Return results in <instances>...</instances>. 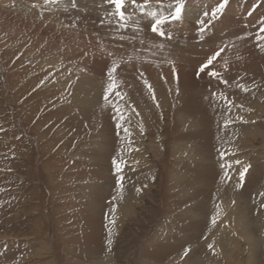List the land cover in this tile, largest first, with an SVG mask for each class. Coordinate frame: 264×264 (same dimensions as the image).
<instances>
[{
  "label": "rangeland",
  "instance_id": "1",
  "mask_svg": "<svg viewBox=\"0 0 264 264\" xmlns=\"http://www.w3.org/2000/svg\"><path fill=\"white\" fill-rule=\"evenodd\" d=\"M21 1L0 0V264H264V0H184L163 37L149 13L176 0Z\"/></svg>",
  "mask_w": 264,
  "mask_h": 264
},
{
  "label": "snow or ice",
  "instance_id": "2",
  "mask_svg": "<svg viewBox=\"0 0 264 264\" xmlns=\"http://www.w3.org/2000/svg\"><path fill=\"white\" fill-rule=\"evenodd\" d=\"M108 2L110 4H112V5H114L115 12L120 17V19L121 20H125L126 17H125V13H124V8H125L126 0H108ZM132 3L136 4V0H132ZM147 3H148V0H144V5H138V6L141 9H143V7ZM226 4H227V0H221V2L218 4V6L212 9L211 16L213 18H215L218 14H220L223 11V9H224ZM169 7L171 8L172 6L169 5ZM183 9H184V0H176V4H175L174 10L169 12V14H167V15L161 14V15L157 16V13L155 11L150 12L149 15H151L154 18V23L151 26V30L154 33H157L158 35H160L162 37L165 36L166 34L163 31V27L162 26L164 24L170 22V21L179 20L181 18V16H182ZM204 15L207 16L209 14L206 12V13H204ZM200 24L203 25L204 21L201 20ZM201 31H203V27L201 28ZM262 31H264V29H262ZM222 51H223V49H221L220 51H217L212 56H210L207 59L206 63L201 65V67L199 69L200 73H204L206 71V69H209V67L211 65H213V62L217 59V57L220 55V53ZM118 67H119V65H115V64L111 67V69L108 72V75H109L110 79L113 78V74L117 71ZM208 74L211 75V76H218L219 75L215 71H209ZM224 82L226 83L227 81H224ZM116 87H117V85H116V83H115V81L113 79V82L109 85V88H108V90L106 92L105 99H107L108 93L112 92ZM246 171H247V168H245L244 171L241 172V174H240L241 175V179H243L244 174H245ZM215 222H216L215 219H213L212 223L215 224ZM109 243H111V241H109ZM209 248H212L211 244L209 245ZM187 251H189V250H186L185 255L187 254Z\"/></svg>",
  "mask_w": 264,
  "mask_h": 264
},
{
  "label": "bare ground",
  "instance_id": "3",
  "mask_svg": "<svg viewBox=\"0 0 264 264\" xmlns=\"http://www.w3.org/2000/svg\"><path fill=\"white\" fill-rule=\"evenodd\" d=\"M198 1V0H197ZM69 2V1H68ZM95 2V1H94ZM14 4L16 7H18V8H20L21 7V5L22 6H25L26 7V5H24V3H23V1H21V0H11V4ZM11 6V5H10ZM13 6V5H12ZM29 6V5H28ZM96 6V5H95ZM9 7V6H8ZM85 8H86V6H85ZM14 9H15V7H14ZM13 9V10H14ZM22 10H23V8H21ZM89 10V9H88ZM19 11V10H18ZM18 11H16V12H18ZM23 12H24V10H23ZM24 13H26V12H24ZM23 13V14H24ZM22 13L20 12V15H21ZM22 14V15H23ZM30 14V13H29ZM133 14V13H132ZM19 16V15H18ZM26 16V15H25ZM23 17H24V15H23ZM19 18V17H18ZM25 18H27V17H25ZM99 18V17H98ZM20 19V18H19ZM21 19H22V17H21ZM23 20V19H22ZM26 20V19H25ZM24 20V21H25ZM137 116V115H136ZM128 117V116H127ZM188 119H190V118H188ZM194 123V122H193ZM195 124V123H194ZM190 127V126H189ZM211 156V155H210ZM230 160V159H229ZM226 161V160H225ZM117 202V201H116ZM227 210V209H226ZM245 217V216H244ZM246 220V219H245ZM236 222V221H235ZM247 224V223H246ZM240 229V228H239ZM245 236V235H244ZM249 251V250H248Z\"/></svg>",
  "mask_w": 264,
  "mask_h": 264
}]
</instances>
